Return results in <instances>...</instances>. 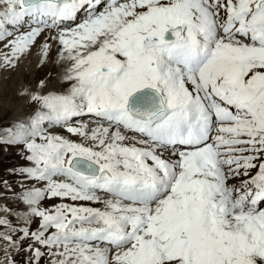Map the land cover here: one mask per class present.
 Listing matches in <instances>:
<instances>
[{"label": "snow or ice", "instance_id": "obj_1", "mask_svg": "<svg viewBox=\"0 0 264 264\" xmlns=\"http://www.w3.org/2000/svg\"><path fill=\"white\" fill-rule=\"evenodd\" d=\"M33 49L5 256L264 264V0H0V71Z\"/></svg>", "mask_w": 264, "mask_h": 264}, {"label": "rangeland", "instance_id": "obj_2", "mask_svg": "<svg viewBox=\"0 0 264 264\" xmlns=\"http://www.w3.org/2000/svg\"><path fill=\"white\" fill-rule=\"evenodd\" d=\"M29 57L27 60L23 61L18 68H16L18 69V71H16L15 69L14 71H11L6 75V80L4 81L5 85L13 83L14 86H17L19 82H23V85H32L35 87L38 81H40L41 79L48 78L46 75L47 73L51 72L52 76L56 74L57 69L53 68L50 64L41 67L38 66V63L36 61L37 57L35 58V55L30 57V60ZM33 65H35V71L33 72L34 75L30 76L32 72L29 71V69L33 68ZM25 67H27L28 69H26ZM13 72H14V76H12L13 77L12 78L11 75L13 74ZM20 90L18 89L16 93L9 94L5 90V86L0 88V95H1L0 102L4 104L5 103L9 104L6 105L7 109H2L0 107V126H7L10 122H12L10 121V117L14 116V120L23 119L32 111V107L28 103L27 98H25V100L23 101L22 100L23 96L18 94ZM65 135L68 134L65 133ZM24 163L25 161L21 159L20 154L15 147L0 146V181L7 180L11 184V190L5 189L3 185L0 184V198L3 200L4 204L8 206V209L5 210L10 209L11 211L8 212L11 213L17 210L21 211L25 207V205L19 204L16 198L12 195L13 191L20 190L18 187V185L20 184V180L17 178L16 175L11 174L8 171V169L16 167L18 165H22ZM16 206L17 208H15ZM6 217L11 221L14 227L17 226L19 223H23L22 220L21 222L17 218L11 217L9 213ZM35 226H36L35 223H33L32 227L34 228ZM0 230L9 231V234L12 235L14 239L16 235H18V232L8 229L7 226L4 225H0ZM1 242H3V245H6L8 243L6 241L0 240V262L6 264V261L9 258H12L16 261V264H22L24 253L16 250L14 253L10 254L7 258V256H5L3 252L4 247L2 246Z\"/></svg>", "mask_w": 264, "mask_h": 264}, {"label": "bare ground", "instance_id": "obj_3", "mask_svg": "<svg viewBox=\"0 0 264 264\" xmlns=\"http://www.w3.org/2000/svg\"><path fill=\"white\" fill-rule=\"evenodd\" d=\"M33 53H34V55H35V58L38 56V52H37V50L36 49H33ZM34 55H32V56H34ZM32 56H30V57H32ZM30 57H29V60H30ZM34 59V58H33ZM32 59V60H33ZM32 60H31V62H32ZM35 60V59H34ZM37 61V60H36ZM28 64V63H27ZM26 64V65H27ZM32 65V64H31ZM29 66V65H28ZM27 66V67H28ZM27 67H25L26 69H28ZM16 71H18V69H16ZM29 71H31L32 73L30 74V76L32 75H34L33 74V72L35 71V65H33V68H30L29 69ZM37 71V70H36ZM9 73V71H0V88H2V87H4L5 86V90L9 93V94H13V93H16L17 91H18V89L20 90L21 88H22V86H24L23 85V82H19V84L17 85V86H14L13 85V83H10V84H12V85H10V84H8V85H5V83H4V81L6 80V75ZM16 74V73H15ZM56 75V74H55ZM54 75V76H55ZM3 76H5V77H3ZM12 76H14V72H13V74L11 75V77ZM13 78V77H12ZM11 81V80H10ZM2 83H4V84H2ZM3 85V86H2ZM32 86V85H31ZM33 88H35L34 86H32ZM23 96V95H22ZM0 98H1V95H0ZM25 96H23V101L25 100ZM6 105H9L8 103L6 104H4V103H1L0 102V107L2 108V109H7V106ZM14 120V116L13 117H10V121H13ZM72 139H78L77 137H72ZM25 207H26V205H25ZM5 209H8V206L6 205V204H4V202H3V200L0 198V216H7L8 215V210H5ZM9 214H11V215H14V217L15 218H17L18 220H22L23 221V219H24V216H25V214H24V212L21 210V211H15V212H13V213H9ZM21 221V222H22ZM1 244H2V246L4 247L3 248V252L5 253V245H3V242H1ZM7 251H8V253H9V255L10 254H12V253H14L16 250H14V248L12 247V246H9L8 248H7ZM7 258H8V256H7Z\"/></svg>", "mask_w": 264, "mask_h": 264}]
</instances>
